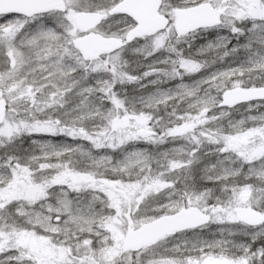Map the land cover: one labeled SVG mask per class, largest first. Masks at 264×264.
Masks as SVG:
<instances>
[{
	"label": "snow or ice",
	"instance_id": "1",
	"mask_svg": "<svg viewBox=\"0 0 264 264\" xmlns=\"http://www.w3.org/2000/svg\"><path fill=\"white\" fill-rule=\"evenodd\" d=\"M0 264H264V0H0Z\"/></svg>",
	"mask_w": 264,
	"mask_h": 264
},
{
	"label": "rangeland",
	"instance_id": "2",
	"mask_svg": "<svg viewBox=\"0 0 264 264\" xmlns=\"http://www.w3.org/2000/svg\"><path fill=\"white\" fill-rule=\"evenodd\" d=\"M202 42V41H201Z\"/></svg>",
	"mask_w": 264,
	"mask_h": 264
}]
</instances>
